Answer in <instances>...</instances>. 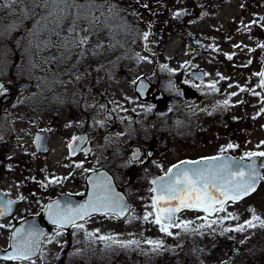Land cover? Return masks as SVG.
I'll list each match as a JSON object with an SVG mask.
<instances>
[{"label": "flooded vegetation", "instance_id": "obj_1", "mask_svg": "<svg viewBox=\"0 0 264 264\" xmlns=\"http://www.w3.org/2000/svg\"><path fill=\"white\" fill-rule=\"evenodd\" d=\"M3 1L5 5L8 4V8H11L6 13L10 19L21 18L23 11L26 10V4H28L26 0L24 3H21V0H14V6H11L12 0ZM216 1V12L232 4V2L226 3L224 0ZM236 2L237 5L240 4L244 7L246 14L243 17L238 16L237 19L244 22L243 20L250 10L253 13V18L249 20V25L254 27L259 23L263 25L264 19L261 18H264V0H236ZM260 12L263 14H261L262 17L259 16ZM4 25L0 29V39L3 38ZM241 28H243L240 31H242L244 39L240 41L231 37V34L235 33L234 29L230 30L231 34L228 36L224 29L217 30L218 43L212 49V60L208 63L216 66L218 75L215 78L204 67L208 64H204L202 56L198 57L199 65L192 69H190L191 61L188 58L185 71L178 76L173 75L169 78L166 90H162L164 97L161 101L157 100V94L154 95L151 91L148 92L146 100L138 98L146 105H152L153 109L144 114L147 120L145 127L142 126L143 133L141 134H144L142 137L139 136V127L135 128V133L127 131L122 133L121 138H132V141H125L126 145L130 146L129 149H126L125 145H121V142V147L117 146L112 149L106 145L98 146L92 140L93 132L80 131L83 129L80 128L82 121L74 120L76 134L73 138L86 135L87 140L80 149L84 148L87 151L83 149L72 154L69 145L73 138L64 143V148L70 158L88 156V163L91 165L87 171L86 169L84 171V177L80 182L82 184L75 185L77 189L70 188L71 163H68L70 159L68 156L65 161L61 162L65 176L60 174L61 167L55 168V163L60 158L58 154L52 155L54 152L52 148L54 131L47 126L43 114L50 112L48 109L50 106L56 111H64L65 103L68 104V111L76 109L78 113L86 114L90 106L85 104L84 95L80 96V94L74 93L76 99L67 101L66 95L60 93L59 79L63 80V87L73 86L78 82L76 72L79 69L84 68V75L88 76L89 73L86 72H95L97 65L91 67L90 64L82 66L79 63L76 69H70L69 77L67 64L71 63L72 48L69 45L71 38L63 36L52 38L48 36L49 30L38 31L40 35H43L39 40V36L36 40L35 35L28 38L27 30H19L10 36L16 39L14 43H19V46L12 45L10 42L6 46L0 44V62H5L9 71L5 74L6 76L4 75L6 78L1 75L2 72L0 73V78L5 82V88L0 89V204L9 200L15 201L10 214L0 216V224L4 225L0 228V257L12 251L10 244L13 232L17 229H24L25 232L29 230L42 232L44 236L40 238V251L32 257V261H23L21 264H71V256L76 252L77 247L89 241L84 229L86 223L92 219L103 217L124 220L133 211V199L136 195L139 197V193H151L152 203L154 193L152 181L166 175L169 169L175 165L185 161H199L221 155L246 159L245 145L236 141L235 136L230 135L227 131V133L220 134V127L217 124L220 96L225 97L223 102L228 100L226 112H223L222 115L223 122L226 119L225 113H228L229 119L236 117L233 102L237 95L236 88L241 90V86L235 82L236 71L247 70V77H250L249 82L251 83L252 79L257 82V85L254 84L257 96L264 99V90L259 86L260 77L258 75L263 72L264 68V49L260 47L261 44H264V27L256 33V36L252 27L242 25ZM51 32L57 36L59 31ZM237 34L241 35L239 32ZM52 43L58 45L52 47L50 45ZM23 44L26 46L22 47ZM222 48L227 49L228 52L225 56L220 57ZM236 49H243L238 52L237 63L230 54L234 55ZM20 51L28 54L24 57L26 58L25 63L20 61L19 55L12 56L13 53ZM13 57L14 60H11ZM64 60H67V64ZM175 64H178V61ZM60 71L65 75V78L60 75ZM7 78L10 82L6 81ZM102 80L103 78L100 79V81ZM45 82L49 83L47 87L44 86ZM106 82L108 84V80ZM227 82L230 85L220 88ZM24 83L33 85L29 88L31 93L17 92L18 85ZM211 84H215V89L209 87ZM152 85L161 89L158 85ZM49 88H51L50 92ZM8 90L10 92L7 93ZM4 91L6 93H3ZM45 108L47 109L45 110ZM69 114L71 117V112ZM106 114L109 120L114 119L110 111H107ZM160 116L163 117V126L156 127L153 122ZM54 121L60 122L59 117L54 116ZM156 129L161 130L156 131ZM29 134L30 143L27 140ZM65 135L66 133L63 132L64 137ZM146 135L147 140H144ZM65 139L67 138L65 137ZM227 139L228 145H233V148H228V145L224 144L220 146V142L225 143ZM135 147L138 148L137 151H135ZM220 147L226 150L220 152ZM105 152L109 154L108 157L105 156ZM135 154L137 156L139 154L140 157L135 158ZM79 169L81 167H77L72 174L73 179L75 172L79 173ZM95 171H105L113 177L118 187L130 200L131 211L129 214L124 218L112 214L93 215L77 222V224H82L83 228L73 227L71 224L61 228L53 224L48 215L47 205L63 196H67L70 200L71 197L81 200L86 194V177ZM80 175L83 174L80 173ZM147 178H150V189L140 188L138 183L147 180ZM53 180H57V183H51ZM62 201L66 202L65 199ZM186 212L200 214L196 211H183L178 215L176 223L179 222L180 216ZM148 224L150 225L149 221ZM238 258L239 256L236 254L231 255L229 264H250L252 262L251 258L244 257L245 259L237 263ZM0 264H17V262L0 259Z\"/></svg>", "mask_w": 264, "mask_h": 264}, {"label": "rangeland", "instance_id": "obj_2", "mask_svg": "<svg viewBox=\"0 0 264 264\" xmlns=\"http://www.w3.org/2000/svg\"><path fill=\"white\" fill-rule=\"evenodd\" d=\"M80 1L81 3L88 2V0H76L78 4H80ZM122 2L123 0H92L93 6L89 10H84L80 19L76 21L75 31H68L66 33L59 31L57 36L55 34L52 35L53 38L66 37L65 35L67 37L71 36L73 49L80 52L77 66H79V63L82 66H88L90 62H94V59H100L104 55L107 57L114 47H120L123 40L120 46L108 45L107 39L112 40L114 33L122 32L121 37L124 34L127 35L130 39L128 47L132 46L130 49L132 54L130 56H118L119 59L117 61H119V64L116 63L115 67L112 66V68L109 65L98 66L95 72H86L89 73L88 76L84 75L85 70L81 68L76 72L78 82L75 85L62 86L60 93L66 95L67 101L68 99L71 101L76 99L74 98V93L80 94V96L84 95L85 104L90 106L86 114L78 113L76 109L68 111V104L66 103L64 111H56L50 106L48 108L50 112L48 114L44 112L43 117L45 122H47V126L54 131L52 143L54 152L52 155L58 154L60 158L55 163V168L62 166L61 162L65 161L66 156L70 158L68 153H66L64 143L69 142L76 134L74 120L80 119L82 121L80 128L83 129L80 131L93 132L92 140L98 146L106 145L112 149L117 146L121 147L123 144L126 149H129L130 146H127L125 141H132V138L126 137L123 139L121 138L122 133L124 131L135 133V128L139 127V136L142 137L144 135L141 134L143 133L142 126L145 127L147 120L144 114L153 109L152 105L148 106L141 102L134 92V83L138 77L141 75L147 76L153 84L158 85L165 91L169 78L173 75L178 76L185 71V66H187L185 64L188 62V58L191 61L190 69L199 65V56H202L204 64L211 62L212 49L218 43L217 30L224 29L228 36L231 34L230 30L234 29L235 33L231 34V37L235 38L236 41H240L244 39L242 31H240L244 28H241L242 25L252 27L255 36L264 27V21L263 25L260 23L255 27L249 25V20L253 18V13L250 10L243 20L245 23L237 19L238 16L243 17L246 14L244 7L240 4L237 5L236 0H224V2H232V4L219 12L217 10L218 15L216 12V0H144L139 8L128 10L132 11L129 14H124V10L127 7ZM155 4L158 7L149 13V10ZM179 9L182 12V16L179 17V20L173 21L171 12H176ZM30 10L31 5L28 3L21 18H11L10 22L5 23L2 30L3 38H1L2 40L0 39L1 46H6L9 42L12 45L19 46V43H14L16 39L10 37L13 32L19 30H27L28 33L26 35H28V38L35 35V40L37 36H39V40L43 35H40L38 31L43 29L49 30L50 33L51 30L56 28L52 17H49L47 21H41L39 26L36 25L35 19H39V16L34 19H29L25 16V13ZM93 10L98 11L96 14H98L100 21L91 18ZM35 11L37 13L41 12L39 8H36ZM261 14L262 12L259 14L260 17L263 15ZM128 18H134L136 22L129 21L127 20ZM145 18H148L149 21H141V19ZM71 24L72 22H69V27H71ZM84 26L87 27V31L84 39L85 42L81 43L80 32ZM132 27L134 29L131 31L130 28ZM128 31L131 34L124 33ZM236 32L241 33V35H238ZM145 33H148L147 40L144 39ZM98 43L101 45L99 46ZM110 43H113V41H110ZM24 46L26 44L22 45V47ZM239 51H243V49H236L234 55L230 53L235 58V63L238 61L237 56ZM101 52H104V54H101ZM227 52L228 50L225 48L220 49V57L225 56ZM98 54H100V57H98ZM15 55L20 56L22 63L26 62V58L24 57L28 54H24V51L13 53L12 56ZM11 60H14V57ZM176 61H178V64H175ZM70 64L67 65L70 66ZM90 66L92 67V65ZM6 67L7 64L1 61L0 73L2 72L1 75L3 77L9 73ZM204 67L213 74V78L218 75L215 65L208 64V66L205 65ZM68 73L70 77L71 71ZM236 75V84H239L241 89H244L242 91L240 88H236L237 95L233 102L236 109V117L229 119L228 113H225L226 119L223 122L222 115L223 112H226V106L223 102L225 97L220 96L217 122L220 127L219 132L220 134L228 132L230 135L235 136L236 141L242 142L246 147L245 155L250 152H264V99L257 96V90H254V84L257 85V82L253 79L251 83L249 82L250 77H247V70H238L236 71ZM102 78L103 80L100 81ZM104 79L108 80V84ZM6 81L10 82L9 78ZM228 85H230L229 82L220 86V88L227 87ZM32 86V84L27 83L20 84L17 87V92L31 93L29 88ZM8 92L10 91L8 90ZM3 93L6 92L4 91ZM226 101L228 100L226 99ZM107 111L113 114V120L108 119ZM54 116H58L60 122L54 121ZM163 123V117L160 116L155 119L153 125L162 127ZM158 130L161 129H156V131ZM63 132L66 133L65 137L67 139L63 136ZM30 134L27 137L28 143L31 141ZM144 140H147V135ZM222 144L228 145V139L225 143L220 142V146ZM225 150V148L220 147V152H224ZM105 156L108 157L109 154L105 152ZM88 159V156L82 155L78 158L71 157L68 160V163H71V189H77L75 185L82 182L85 169L87 171L91 167ZM78 164H82L83 167L79 169V173L75 172L73 179L72 174L76 171V165ZM262 172L264 177V157H262ZM80 173L83 175H80ZM60 174L65 176L64 167L60 168ZM149 179L140 181L138 183L140 188L147 187L150 189L151 183ZM134 185L136 186L137 184ZM139 195V197L136 195L133 199V211L124 220H118L114 217H103L92 219L85 224L84 229L89 241L77 247L76 252L71 256V264H172L169 262L170 257L167 247L173 243H181L184 238L182 233H186V231L181 228L172 227L169 229L172 232L171 236L161 232L160 226L153 222L155 211L151 207V193H139ZM241 209H244L245 213L264 217V179L256 193L237 204V206L227 204L226 211L219 212L216 216L219 218L225 214L229 217V213H231L237 217L233 219L234 222L236 221V229L245 226L246 233L252 232L251 229L253 227H247L249 220L245 221L237 216V213H240ZM148 213H153V215L149 216L146 221L144 216ZM205 217V215L186 212L180 216L178 223L192 221L190 224L192 228L196 221L202 222ZM208 218L210 222L207 223L209 225L211 224L213 227L218 226L215 218L212 216H208ZM89 233H93L94 235L90 236ZM102 236L113 237L117 243H113L111 240H101L100 237ZM230 239H232V241L230 240V248L234 252H237L238 248L233 243L235 238L232 234ZM149 240L161 242V247L154 248L153 245L147 243ZM131 241H137L138 243L129 244L128 247L121 246V244ZM242 241L240 246L243 247L240 249H247V253L245 254H247V258H251L252 262L250 264H264V239L256 236L252 237L250 234L245 236ZM176 244L174 248H178ZM174 248L172 250L173 253ZM217 249L219 252L216 251L209 255L201 254L195 256L192 253V257L190 255L187 262L182 258V260L178 259L174 261L173 264H229L231 256L227 253L228 247L220 246ZM236 262L240 263V259L236 260Z\"/></svg>", "mask_w": 264, "mask_h": 264}, {"label": "snow or ice", "instance_id": "obj_3", "mask_svg": "<svg viewBox=\"0 0 264 264\" xmlns=\"http://www.w3.org/2000/svg\"><path fill=\"white\" fill-rule=\"evenodd\" d=\"M24 2L25 0H21V3ZM28 3L31 5V10L25 13L26 18L34 19L39 16V19H35L36 25L39 26L41 21H47L49 17H52L57 27L60 26V21L63 18L73 14V9L77 10L75 15L76 20H78L84 10H89L93 6L92 0L80 4L76 0H28ZM11 6H14V0H12ZM36 8H39L41 12L37 13ZM176 15L179 16L181 13L178 12ZM76 20L72 21L73 27L69 31H75ZM147 38L148 33H145L144 39L147 40ZM84 42V40H81V43ZM260 47L264 49V44H261ZM229 59H231V56H229ZM258 75L260 77L259 86L264 88V72H260ZM2 87L0 85V88ZM209 87L215 89V84H211ZM227 104L228 101H224V105L227 106ZM81 139L80 137L73 138L72 144L69 145L73 152H75V148L72 145ZM227 147L233 148L234 146L229 144ZM258 157H264V152L247 153L246 159L251 161L250 163H244V158L231 160L218 156L199 161H185L182 164L175 165L174 170L169 169L165 177L152 181V184L156 186L152 189L156 193L151 205L155 210L153 222L160 226L161 232L171 236L172 232L169 229L172 227L188 231L189 225L192 223V221L176 223V213L181 210H198L207 213L209 216L217 212H225L229 201H239L251 194L256 190L257 182L264 179L260 176L256 167V158ZM76 167H83V165L78 164ZM51 183H57V180H53ZM90 183L93 184V194L87 204L75 208L69 205L61 207L57 201L47 205L48 215L53 224L61 228L68 224L83 228V225L77 224L76 221L90 217L94 212H102L105 215L111 213L115 216L125 213L128 206L124 203L123 198L114 192L109 178L101 174V178L94 182L90 181ZM14 203L15 201L9 200L0 204V216L10 214ZM152 215L153 213H148L144 216V219L147 221L149 216ZM229 218L236 219L237 217L229 213ZM253 221H259L260 226L264 227V220H261L258 216H253V220L247 222V227H255ZM208 226L210 227L211 224ZM2 227L4 225L0 224V228ZM243 230V226L237 229H225V231ZM89 235L94 234L89 233ZM43 236L44 233L42 232L34 230L25 232L24 229H17L11 236L10 247L12 251L6 253L0 259L17 262V264H21L23 261H32V257L40 251V238ZM100 239L117 243L110 236H102ZM136 243L138 242L131 241L123 243L121 246L128 247L129 244ZM147 243L153 245L154 248L161 247V242L158 241L149 240Z\"/></svg>", "mask_w": 264, "mask_h": 264}, {"label": "trees", "instance_id": "obj_4", "mask_svg": "<svg viewBox=\"0 0 264 264\" xmlns=\"http://www.w3.org/2000/svg\"><path fill=\"white\" fill-rule=\"evenodd\" d=\"M28 1V0H26ZM86 1V0H85ZM144 0H123V5L127 7L126 10H124V14L126 13H130L132 11H128L131 10V8L136 9L139 8L140 5L142 4ZM141 2V3H140ZM5 2L3 0H0V29L2 28V26L6 23V22H10V17H8L6 15L7 12L10 11L11 8H8V4H4ZM81 3V1H80ZM153 8L149 10V13L152 12V10L154 11V8H157L158 5H153ZM76 9H73V14L70 16H67L66 18H63L60 21V26L57 27L56 24L54 23V26H56V28H54L51 31H64V33L68 32L70 28H72V24L71 27H69V22H72L73 19H76ZM84 12V11H83ZM98 11L93 10V15H91V18H95L94 20L100 21V19H98V14H96ZM182 13L181 10H177L176 12H171L172 13V17H173V21H177L179 20V17L182 16L179 15L177 16L176 13ZM127 16H131V15H127ZM127 20L132 21V22H136V20L134 18H128ZM146 21L149 19L145 18V19H141V21ZM77 21V20H76ZM177 23V22H175ZM52 29V28H51ZM131 31L132 29H134V27L130 28ZM124 33H128L131 34V32H124ZM122 32H118V33H114V38L112 40L107 39L108 41V45H119L122 41V47H114V49L112 50V52L110 54L104 55L103 57H101L100 59H94V62H90V65H92V67H94L95 65L98 66H110V67H115V64L118 63L119 61H117L119 58L118 56L123 55V56H130L132 54V51L130 50L132 48V46L128 47L129 44V37L127 35L124 34V36L121 37ZM53 33L50 32V34H48V36L52 37ZM64 35V34H63ZM67 37V35H65ZM45 37H47L45 35ZM53 38V37H52ZM71 38V36L69 37ZM110 41H113V43H110ZM73 42V41H72ZM52 45V47L58 45L57 43H52L50 44ZM98 45L100 46L101 44L98 43ZM71 67L68 66V72L70 71V69H76L77 68V63L79 62V51H76L73 49V44H71ZM120 48V49H119ZM92 53V52H91ZM101 54H104V52H101ZM98 57H100V54H98ZM65 64H67V60ZM62 64V65H65ZM112 67V68H113ZM107 69V67H106ZM60 75H63V78H65V75L61 73L60 71ZM69 81V79H68ZM62 82L63 80L59 79V85H60V90L62 88ZM47 82H45L44 86L47 87L49 85L46 84ZM51 91V88H49V92ZM46 92V91H44ZM234 206H237V204H231ZM237 216L245 221L248 220H253V216H258L260 217L261 220H264V217L260 216V215H253V214H249V213H245L244 209L240 210V213H237ZM213 218H215L216 223L218 224V226L213 227L212 225L209 227L207 222L208 221V217L206 216L205 219L202 222L196 221L194 224V227H190L188 231H186V233L183 232L184 238L182 239L181 243H175L176 245H178V248H174V243L169 245L167 247L168 249V255H169V262L173 264L174 261L180 259L182 260V258L184 259V261L187 262L188 257H192V253L195 254V256L201 255V254H213L214 252H219L217 247H224L227 246V253L228 255H232L234 254V250L230 248L231 246V241L232 239H230L231 234L232 236L235 238L233 243L236 244L235 247L238 248V251L236 252L237 254L240 255H246L245 253H247V249L245 250H241L240 248L243 246H240V244L243 242L242 240L245 238V236L250 235L252 237L256 236L258 238H263L264 239V227L260 226V222L259 221H253V223L256 225L255 227H253L251 229L252 232H248L246 233L245 231V226L243 231H225V229H236L235 223L233 219L227 217L225 214H223L222 216H220L219 218H217V216H214ZM217 218V219H216ZM204 223V224H202ZM245 231V232H244ZM231 240V241H230ZM173 248H174V253H173ZM225 250V249H224ZM221 252V250H220ZM223 254V253H222Z\"/></svg>", "mask_w": 264, "mask_h": 264}, {"label": "water", "instance_id": "obj_5", "mask_svg": "<svg viewBox=\"0 0 264 264\" xmlns=\"http://www.w3.org/2000/svg\"><path fill=\"white\" fill-rule=\"evenodd\" d=\"M86 31H87V27H84L81 30V32H80V37H81L82 40L85 39ZM263 72H264V68H263ZM0 85L3 86L2 88L5 87V83L1 80V78H0ZM263 90H264V88H263ZM149 91H151L154 95L157 94V96H158L157 100L160 99V101H161L163 99V97H164L163 92L161 90H159L156 86H152L151 82L146 77H144V76L140 77L136 81V83H135V93L138 95L139 99L146 100ZM263 129H264V127H263ZM78 137H80L82 139L79 140V141H77L75 144L72 145V147L75 148V152H73L72 151V148H70L72 154H76L77 151L84 149V148L83 149H80V148H82L83 144L86 142L87 137H86V135H80ZM71 144H72V142H71ZM137 149L138 148L135 147V151H137ZM84 150L87 151V149H84ZM136 154H137V152H136ZM136 154H135V158H139L140 155L138 154V156H137ZM222 156L225 157L226 159H231V160H241L242 159L240 157H233V156H230V155H222ZM250 162L251 161L244 159V163H250ZM256 167H257V169L259 171L260 176L262 177V172H261V157L256 158ZM172 169L174 170V167ZM101 174H103L104 177H107V178L110 179V182H111V185H112V188H113L114 192L117 193V194H119V196H121L123 198L124 203L128 206L127 210L125 211V213L123 215L117 216L119 218L125 217L130 212V209H131L130 200L128 199L127 195L123 192V190L118 187V185L114 181L113 177L110 176L105 171H95V172L90 173L86 177V184H87L86 194H85V196L81 200H79V199H77L75 197H71V200H70V199H68L67 196H63V197H60V198L56 199L55 201H53V203H55V202L58 201L61 206L62 205H69V206H71L73 208L78 207L80 205L87 204L88 201H89V199L92 197V194H93V184L90 183V181H93V182L94 181H97L99 178H101ZM166 175H163L161 177H158L155 180L160 179V178H163ZM260 183H261V179L257 182L256 190L258 189ZM154 187H156V186L154 185ZM254 192H252L251 194L243 197L239 201H241L244 198L252 195ZM155 195H156V193H153V197ZM63 199H65L66 202H63L62 201ZM239 201H235V202H239ZM184 210H193V209H184ZM181 211H183V210H181ZM180 212L176 213V221H177V215ZM109 214H111V213H109ZM93 215H104V214L102 212H94L91 216H93ZM86 218H88V217H85L83 220H85ZM80 221H82V220H77L76 223L77 222H80Z\"/></svg>", "mask_w": 264, "mask_h": 264}]
</instances>
